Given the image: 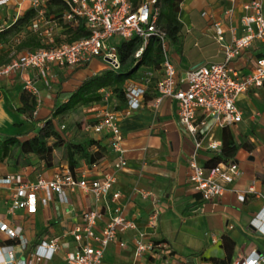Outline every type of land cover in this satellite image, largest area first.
<instances>
[{
    "label": "crops",
    "instance_id": "0c3cea01",
    "mask_svg": "<svg viewBox=\"0 0 264 264\" xmlns=\"http://www.w3.org/2000/svg\"><path fill=\"white\" fill-rule=\"evenodd\" d=\"M33 1L12 0L1 6L0 27H8L33 8ZM250 1H183L180 6L183 31L179 40L170 44V59L181 75L202 65L224 61L223 49L215 40L212 25L221 21L227 31L226 42H230L231 30L236 35L243 31L240 24V18L245 14L243 4ZM8 48L1 46L0 51ZM14 48L13 43L11 49ZM261 58H264V40L255 42L233 62V66L246 74L254 70L256 60ZM108 70L105 62L93 59L84 67L54 66L46 78H40L35 69L2 77L0 133L19 135L23 141L33 138L47 120L54 118L57 108L68 101V97L59 98L60 93H75L85 82ZM26 80H32L39 91L34 121L17 113ZM101 92L105 93L103 102L82 108L85 120H95L104 110H115L111 91L103 89ZM149 96L152 98L146 100L142 109L121 118L125 167L115 169L118 154L109 136L91 131L90 139L99 142L104 149V157L98 162L99 167L94 169L80 160L75 171L79 177L87 178L114 175L116 182L108 198L111 199L114 191H120L123 211L136 224L135 230L119 237V241L126 242L124 248L119 246V241L109 246L105 254L106 264H157L149 254L143 259H135V240L140 235H144L146 241L168 243L179 264H214L215 259L231 264L252 251L264 254V236L250 228L251 219L264 208V85L251 89L239 98L237 105L242 113V121L237 124L223 127L215 117L204 118L199 113L197 137L185 131L179 123L178 105L174 100L165 98L158 107H153L156 93L150 92ZM53 121L60 131L62 122H59V118ZM201 122L204 125L200 126ZM64 139L66 144L70 143L69 138ZM198 142L199 149L196 147ZM212 144L217 148L211 149ZM232 145L239 147L236 154L223 158V147ZM97 149V146H93L90 150L94 152ZM60 153L57 165L42 173L31 166L14 168L5 161L0 164V176L20 174L28 182H35L41 176L52 179L57 172L69 167L65 147ZM195 153L198 164L206 168L214 161L234 160L239 164L240 175L225 185L220 198L204 201L192 191L188 182V165ZM252 186L254 193L249 192ZM11 194V188L0 187V225L6 223L11 228H20L21 237L9 240L0 232V264L10 261V250L15 251L16 262L31 259L32 264H66V254L77 247L72 231L83 224V214L104 207V203H97L90 193L65 188L68 202L62 201L56 192H51L50 200L45 205L43 199L47 195L42 192L37 198L36 212L30 213L27 209L12 210ZM239 195L245 196L243 202L239 201ZM154 206L160 213L155 230L148 227V218ZM53 240H57L59 251L52 259L36 261L33 255L37 246L42 241ZM20 242L26 243L23 253L19 252ZM220 245L224 255H221L222 249L218 248ZM216 256L220 257L213 258Z\"/></svg>",
    "mask_w": 264,
    "mask_h": 264
},
{
    "label": "built area",
    "instance_id": "2783aa9c",
    "mask_svg": "<svg viewBox=\"0 0 264 264\" xmlns=\"http://www.w3.org/2000/svg\"><path fill=\"white\" fill-rule=\"evenodd\" d=\"M11 1L0 0V7ZM48 1L50 0L33 1L32 5L38 10V16L28 28L40 36L45 47L20 53L8 65L0 67V77L35 69L40 78H46L54 66L84 67L93 59L105 62L113 71H120V41L141 39L143 47L135 55L140 58L150 40L156 38L162 44L164 61L161 65V76L155 85L153 107H158L165 98L174 100L178 105L179 123L185 131L195 137L198 135L199 113L204 118L215 117L216 122L223 127L237 124L242 121V113L237 105L239 98L251 89L264 85V58L257 59L254 70L246 74H242L233 66V62L242 57L255 42L264 40L263 0H252L243 4L245 14L240 18L243 31L236 35L231 30L230 42H226L227 31L224 24L221 21L213 23L215 40L223 49V62L202 65L183 75L170 59L171 43L166 33L157 26V0H142L136 9L131 0H63L68 7L63 14V21L74 26L82 22L90 35L73 43L60 44H56L58 23L46 17L44 7ZM154 76L153 71H147L140 80L130 81L126 88V108L121 111L104 110L96 116L95 124L91 126L94 133L109 136L111 145L118 154L114 165L116 170L123 169L126 165L121 118L145 106L146 95ZM24 90L35 96L39 92L32 80L25 81ZM201 125H204V122H201ZM196 147L200 148L199 142ZM210 148L214 150L217 146L212 144ZM89 166L94 169L99 167V163ZM188 167L191 189L204 201L220 198L224 194L225 185L232 183L240 175V167L236 161L221 162L212 168H206L198 164L197 153L191 157ZM115 182V176L109 174L93 178L79 177L69 167L57 172L52 179L41 176L35 182H28L20 174L0 176V187L7 186L12 190V210L27 209L30 213L36 212L37 198L42 192L47 195L43 199L45 205L50 200L51 192H56L62 201L68 202L65 188L71 191L80 189L92 194L97 203H104L103 208L85 212L82 217L83 224L72 231L77 247L75 251L66 254V264H106L105 254L109 246L119 241L122 235L136 229L134 221L123 211L120 202L122 193L114 191L111 199L108 198ZM249 192H255L253 186L249 188ZM238 199L243 202L245 196L239 195ZM159 215L158 208L154 206L148 218L150 229L157 228ZM250 228L264 236V208L251 219ZM0 232L9 240L21 237L20 228H11L6 223L0 225ZM119 246L124 248L126 242L119 241ZM25 248L26 243L20 242L19 252L23 253ZM59 248L57 240L42 241L33 257L36 261L52 259ZM147 254L154 258L157 264H179L168 243L146 241L144 235H140V238L135 240L134 257L140 260ZM9 256L10 261L6 264H32L31 259L16 262L14 250L9 251ZM231 264H264V254L252 251Z\"/></svg>",
    "mask_w": 264,
    "mask_h": 264
},
{
    "label": "trees",
    "instance_id": "16d2710c",
    "mask_svg": "<svg viewBox=\"0 0 264 264\" xmlns=\"http://www.w3.org/2000/svg\"><path fill=\"white\" fill-rule=\"evenodd\" d=\"M184 0H157L156 6L159 8V17L157 26L166 33L169 42L175 43L183 31V25L180 21V6ZM133 7H139L142 0H131ZM68 9L63 0H50L45 6L46 17L57 22L59 25L58 33L65 41H59L56 37V44L73 43L90 35L84 24L80 22L77 26L71 23H65L62 19L63 14ZM38 16V10L31 8L24 15L19 17L8 27H0V47L9 46L6 51H0V67L8 65L14 58L24 51H34L44 48L42 39L38 34L29 31V27ZM15 40H18L15 43ZM15 48L11 49V45ZM143 47V42L139 38L131 41H121L118 45V51L121 61L120 71L108 70L100 76L94 77L85 82L79 91L75 93H60L59 98H69L54 113V118L78 110L79 108L88 107L93 104L103 102L105 93L101 90L111 91L113 98L120 99L123 105L116 107V111L126 108V88L129 81L140 80L147 71H153L155 76L152 78L149 93L146 100H149L150 92L155 94V85L161 76V65L164 61V53L161 42L153 38L145 47L140 58H136V53ZM154 96V95H153ZM37 98L35 95L23 91L21 95V107L17 108V113L27 116L34 121L35 112H37ZM53 119L47 120L37 135L29 140H21L19 135L0 133V164L9 161L13 167L29 166V162L22 163L20 159L24 157L22 148L27 146L32 153L42 154L45 160H48V169L54 167L53 153L56 149L65 147L66 158L69 168L75 173L79 167V161L84 160L88 165L99 162L104 157V149L99 142L89 139L81 143L72 142L66 144L62 133L56 128ZM59 122H61L59 120ZM35 130H36V123ZM97 146V151L92 152L90 149ZM246 147V145H243ZM238 145H232L229 148L222 149L223 158L233 157ZM16 150L19 153L16 154ZM221 163L214 161L207 168H212ZM225 246V243H224ZM214 264H226L225 261L215 259Z\"/></svg>",
    "mask_w": 264,
    "mask_h": 264
},
{
    "label": "rangeland",
    "instance_id": "374dc122",
    "mask_svg": "<svg viewBox=\"0 0 264 264\" xmlns=\"http://www.w3.org/2000/svg\"><path fill=\"white\" fill-rule=\"evenodd\" d=\"M60 33H57L59 41H65V38L60 37ZM121 42V41H120ZM2 77H0V80ZM1 83V82H0ZM123 105V102L120 99L113 98V108L119 107ZM85 113H83L82 108H79L76 111L63 114L59 117V120L61 125L60 126V132L64 134V137L69 138L70 142L77 144L84 142L86 140L90 139V133H91V126L95 124V120H85ZM62 148L56 149L53 153V163L54 166L57 165L59 162V157H61V151ZM19 153L18 150H16V154ZM22 153H24V157L20 159L22 163L29 162V166L33 167L38 173H42L44 170L48 169V160L44 159V156L42 154H34L31 152V150L24 146L22 148ZM9 166H12V163L7 161ZM19 167L23 168L26 166L20 165ZM15 168V167H14ZM218 248L222 249V254L224 255V249L222 246H218ZM221 252V251H220ZM220 256H216L213 258H219Z\"/></svg>",
    "mask_w": 264,
    "mask_h": 264
}]
</instances>
